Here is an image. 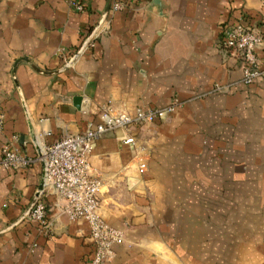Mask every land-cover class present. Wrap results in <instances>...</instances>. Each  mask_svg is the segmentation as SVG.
Listing matches in <instances>:
<instances>
[{"label":"crops","instance_id":"crops-1","mask_svg":"<svg viewBox=\"0 0 264 264\" xmlns=\"http://www.w3.org/2000/svg\"><path fill=\"white\" fill-rule=\"evenodd\" d=\"M75 1L82 11L0 0V146L36 158L106 103L133 113L177 98L163 121L93 144L99 214L124 233L105 264H264V83L244 84L242 63L219 45L223 24L264 18V0H120L94 46L64 67L57 49H75L111 0ZM41 169L37 159L0 165V264H91L87 222L69 220L54 195L47 236L19 220Z\"/></svg>","mask_w":264,"mask_h":264},{"label":"built area","instance_id":"built-area-1","mask_svg":"<svg viewBox=\"0 0 264 264\" xmlns=\"http://www.w3.org/2000/svg\"><path fill=\"white\" fill-rule=\"evenodd\" d=\"M69 4L76 11L84 8L75 0H69ZM124 7L122 1L111 0L107 10L101 12L97 22L75 49L69 51L59 47L57 53L63 60V66H72L92 48L95 40L109 28L113 12ZM243 17L221 26L219 45L242 63L244 84L264 83V18ZM260 50L263 51L262 55L259 54ZM218 89L216 86L215 90ZM178 106L179 100L173 98L165 107H135L133 113H129L117 109L110 102L106 103L101 107L96 121L88 122L82 132L64 134L55 142L40 148L36 158L20 153L13 141L2 144L0 165L6 169L27 168L35 159L41 162V185L33 197L36 198L35 202L23 219L34 222L37 232L47 236L51 231V221L47 216L44 198L54 195L57 201L63 202L59 209L69 220L82 219L87 222L88 236L94 247L90 263L105 264L112 257L113 246L124 241V233L108 224L99 214L102 182L90 173L89 166L93 144L105 134L118 129L126 130L133 125L163 121ZM3 125L4 114L0 111V131ZM120 140L123 144H134L131 135Z\"/></svg>","mask_w":264,"mask_h":264},{"label":"water","instance_id":"water-1","mask_svg":"<svg viewBox=\"0 0 264 264\" xmlns=\"http://www.w3.org/2000/svg\"><path fill=\"white\" fill-rule=\"evenodd\" d=\"M80 97H76L74 99L75 105L77 106L79 103ZM36 198H33V200L31 201V203L27 206V208L25 209V211L23 212L22 216H20L19 220L23 219L27 213V211L30 209V207L33 205V203L35 202Z\"/></svg>","mask_w":264,"mask_h":264}]
</instances>
